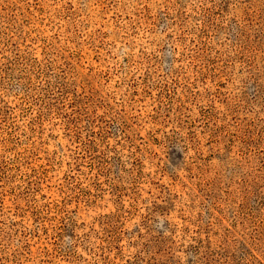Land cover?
<instances>
[{
  "label": "rangeland",
  "instance_id": "rangeland-1",
  "mask_svg": "<svg viewBox=\"0 0 264 264\" xmlns=\"http://www.w3.org/2000/svg\"><path fill=\"white\" fill-rule=\"evenodd\" d=\"M0 264H264V0H0Z\"/></svg>",
  "mask_w": 264,
  "mask_h": 264
}]
</instances>
